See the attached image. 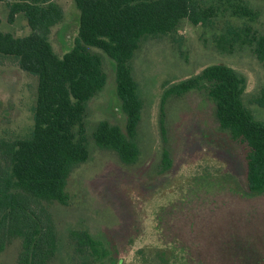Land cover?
Returning <instances> with one entry per match:
<instances>
[{"label": "trees", "instance_id": "16d2710c", "mask_svg": "<svg viewBox=\"0 0 264 264\" xmlns=\"http://www.w3.org/2000/svg\"><path fill=\"white\" fill-rule=\"evenodd\" d=\"M74 2L80 13L78 35L72 49L62 56L50 41L53 28L64 18L55 0H13L7 4L8 22L12 25L23 17L30 33L16 36L0 32V59L15 60L22 71L37 79L38 87L30 134L0 143V254L19 240L17 264H193L186 248L160 235L159 223L158 232L134 234L124 243H119L120 239L111 243L87 228L70 229L62 235L49 206L68 205V180L91 158L86 118L90 102L107 84L105 56L115 64L126 131L102 121L92 138L98 149L114 153L124 165H132L141 157L137 136L143 111L132 62L143 40L168 36L176 42L185 20L206 27L222 10L230 9L233 17H248L252 22L257 14L245 0H215L208 6L201 0ZM217 47L227 53L249 48L264 66V33L251 26L237 29L228 24ZM246 88L244 75L228 64L215 63L172 85L164 97L203 91L214 102L220 130L245 150L244 195H261L264 121L247 104ZM253 104L264 109V85ZM171 167L166 151L161 171ZM122 248L124 257L120 256Z\"/></svg>", "mask_w": 264, "mask_h": 264}, {"label": "rangeland", "instance_id": "374dc122", "mask_svg": "<svg viewBox=\"0 0 264 264\" xmlns=\"http://www.w3.org/2000/svg\"><path fill=\"white\" fill-rule=\"evenodd\" d=\"M12 1L0 0V32L25 36L30 30L23 17L12 25L8 22L7 4ZM201 1L204 6L215 2ZM55 2L64 18L53 28L50 41L62 56L74 45L80 13L74 0ZM245 2L257 14L254 22L222 10L206 27L185 20L176 42L168 36L143 40L132 62L143 101L137 136L141 157L132 165L98 149L92 138L102 121L126 131L115 64L105 56L107 84L90 102L86 118L91 158L68 180V205L49 206L62 235L87 228L111 243L118 239L124 243L134 234L158 232L159 223L160 235L186 248L193 264H264V194L244 195L245 150L220 130L214 102L203 91L164 97L172 85L196 76L202 68L225 63L245 76V100L264 121V109L253 104L264 85V66L249 48L227 53L217 47L228 24L264 33V0ZM37 87V79L15 60L0 59V143L25 138L32 131ZM166 151L172 167L162 172ZM19 249L20 241L14 240L0 254V264H17ZM125 252L122 248L120 256Z\"/></svg>", "mask_w": 264, "mask_h": 264}, {"label": "flooded vegetation", "instance_id": "af4514ba", "mask_svg": "<svg viewBox=\"0 0 264 264\" xmlns=\"http://www.w3.org/2000/svg\"><path fill=\"white\" fill-rule=\"evenodd\" d=\"M230 160H231V163H229L228 165H230V171H232V168L234 169V165H233V160H232V158L230 157ZM224 167H227V166H224ZM225 169V168H224ZM227 169H228V167H227Z\"/></svg>", "mask_w": 264, "mask_h": 264}]
</instances>
